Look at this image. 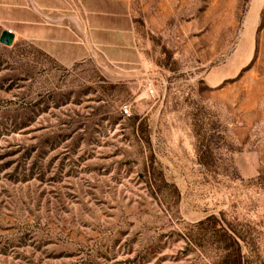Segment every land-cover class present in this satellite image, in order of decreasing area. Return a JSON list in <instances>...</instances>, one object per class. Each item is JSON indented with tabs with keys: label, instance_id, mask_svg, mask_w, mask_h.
Segmentation results:
<instances>
[{
	"label": "rangeland",
	"instance_id": "obj_1",
	"mask_svg": "<svg viewBox=\"0 0 264 264\" xmlns=\"http://www.w3.org/2000/svg\"><path fill=\"white\" fill-rule=\"evenodd\" d=\"M3 31L0 264H216L212 215L264 258V0H0Z\"/></svg>",
	"mask_w": 264,
	"mask_h": 264
},
{
	"label": "trees",
	"instance_id": "obj_2",
	"mask_svg": "<svg viewBox=\"0 0 264 264\" xmlns=\"http://www.w3.org/2000/svg\"><path fill=\"white\" fill-rule=\"evenodd\" d=\"M212 157L207 151L202 159L208 162ZM188 236L195 247L205 250L215 246L219 253L216 264H264L253 229L248 225L230 222L224 216L207 217L193 225Z\"/></svg>",
	"mask_w": 264,
	"mask_h": 264
},
{
	"label": "water",
	"instance_id": "obj_3",
	"mask_svg": "<svg viewBox=\"0 0 264 264\" xmlns=\"http://www.w3.org/2000/svg\"><path fill=\"white\" fill-rule=\"evenodd\" d=\"M15 40V34L11 31H3L0 37V43L5 46H12Z\"/></svg>",
	"mask_w": 264,
	"mask_h": 264
},
{
	"label": "built area",
	"instance_id": "obj_4",
	"mask_svg": "<svg viewBox=\"0 0 264 264\" xmlns=\"http://www.w3.org/2000/svg\"><path fill=\"white\" fill-rule=\"evenodd\" d=\"M148 95L153 96L155 94V89L153 87H149L147 90ZM123 114L126 117H130L132 115L131 113V107L130 106H125L123 107Z\"/></svg>",
	"mask_w": 264,
	"mask_h": 264
}]
</instances>
